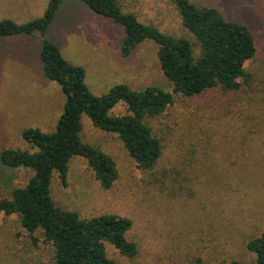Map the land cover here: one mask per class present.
Here are the masks:
<instances>
[{"label":"rangeland","instance_id":"1","mask_svg":"<svg viewBox=\"0 0 264 264\" xmlns=\"http://www.w3.org/2000/svg\"><path fill=\"white\" fill-rule=\"evenodd\" d=\"M48 1L0 0V21L23 25L41 18ZM191 2L216 8L250 28L257 53L244 65L247 79L238 80L236 91L175 95L161 116L146 119L162 145L150 170L139 169L115 135L82 116L81 141L113 160L117 179L102 189L86 161L74 157L66 187L57 176L51 181L55 205L80 219L117 215L131 222L126 238L136 245L137 256L126 259L108 246L114 264H254L246 245L264 232V0ZM119 5L142 24L193 41L170 0H119ZM45 38L67 62L84 70L95 96L115 85L172 91L153 42L141 43L124 57L123 30L80 0L62 3ZM38 43L23 36L0 40V152L29 150L22 131L52 132L62 113L63 93L43 76ZM125 113L120 105L110 115ZM2 173L0 199L32 176L26 169ZM0 264H51L50 247L39 233L31 237L24 231L17 217L0 215Z\"/></svg>","mask_w":264,"mask_h":264},{"label":"trees","instance_id":"2","mask_svg":"<svg viewBox=\"0 0 264 264\" xmlns=\"http://www.w3.org/2000/svg\"><path fill=\"white\" fill-rule=\"evenodd\" d=\"M64 1L49 0L41 18L23 25L0 21V40L18 36L39 39L42 74L55 82L64 96L62 113L52 132L25 129L21 138L29 150L0 152V180L3 171L32 172L25 186L0 199V215L17 217L31 237L39 233L50 247L51 264H114L107 257L108 246L126 259L137 256L136 245L126 238L131 222L117 215L80 219L76 213L56 206L51 197L53 177L66 187L68 164L74 157L86 161L102 189H110L117 179L113 160L81 141L82 116L99 131L115 135L139 169L150 170L161 157L162 145L145 120L161 116L175 95L190 98L215 88L238 90V80L248 77L244 65L255 57L257 46L249 27L226 19L216 8L199 7L191 0L170 1L193 41L173 38L140 23L134 14L122 12L119 0H80L123 30L120 50L124 57L141 43L153 42L160 70L172 88L171 92L155 86L135 91L115 85L106 94L95 96L85 84L84 70L67 62L58 47L45 38ZM120 105L125 106L126 113L110 115ZM246 250L254 256V264H264V232L251 239Z\"/></svg>","mask_w":264,"mask_h":264}]
</instances>
